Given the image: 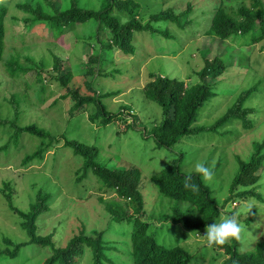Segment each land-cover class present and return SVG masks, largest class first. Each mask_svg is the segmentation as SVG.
<instances>
[{
  "label": "rangeland",
  "instance_id": "374dc122",
  "mask_svg": "<svg viewBox=\"0 0 264 264\" xmlns=\"http://www.w3.org/2000/svg\"><path fill=\"white\" fill-rule=\"evenodd\" d=\"M17 1L24 0H12L7 5L2 61H6L16 47L21 64L29 71L14 78L0 66V104L6 108L2 116L9 120L15 116L12 102L16 99L19 125L34 123L56 135L59 141L44 152L42 159L26 165L22 160L36 144L35 137L29 134L23 135L17 148H10L6 155L1 153L0 188L9 182L12 195L9 199L0 192V246L3 236L15 242L27 241L10 203L26 211L36 192L42 190L51 196L48 208L37 217L38 234H50L56 248L66 246L70 239L81 234H103L107 258L103 259L104 264H132L131 223L126 219L115 222L106 209L110 200L121 201L122 198L99 192L97 179L91 172L77 180L81 175V171H77L81 170L83 160L65 146V140L96 146L95 161L105 168H138L139 189L144 202L141 219L150 223L148 233L163 246H184L194 254L190 264H220L227 254L217 245H207L206 229L196 233L181 223L163 218L172 207L183 210L187 206L185 202L160 195L150 182V176L168 164L176 163L187 174L196 172L198 164L213 170V178L210 181L204 179V182L210 188L212 198L219 206H224L217 222L221 215L237 214L239 222L245 226L240 252L251 249L257 240L264 239V162L255 173L259 180L248 187L255 188L260 200L255 196L241 199L229 191L239 170L238 158L248 161L254 143H261L264 139V40L241 45L239 35L228 40L207 35L208 19L219 0H137V16L142 23L149 21L151 14L165 8H173L175 14L181 15L188 3L191 5L188 14L181 20L184 23L189 19L190 22L181 29L167 21H151L154 28L168 31L169 38L149 30L135 31L132 53L125 54L119 49L107 52L103 46L110 33L95 28L93 21L67 29L56 38L50 32H43L40 26L34 31H26L23 23L26 15L15 7ZM76 1L78 6L92 9L107 3V0ZM53 2L57 9H65L71 0ZM26 57L30 61H26ZM55 57L60 59L59 73L53 68ZM102 57L108 60L101 64L97 59ZM214 57L223 61L225 69L219 76L206 77L214 95L198 110L193 125L210 126L235 102L240 92L258 83L257 91L245 102L247 108L254 109L248 113L251 127L245 128L237 120L215 131L186 135L169 148L158 146L148 131L162 120L161 109L155 102L147 100L142 91L151 79L149 74L196 82L199 79L193 71H199L206 59ZM39 67L51 91L49 97L46 93H39L37 85L30 86ZM94 67L98 70L92 73ZM66 71L71 73L69 88L77 89L82 95H92L93 91L87 86L91 82L98 99L117 117L104 125L89 119L90 113L94 112L91 105L72 112L73 100L56 78ZM49 75L54 77L48 78ZM6 140L7 133L0 129V146ZM228 197L231 198L224 203ZM248 204L253 206L249 213L244 210ZM125 210L130 213L128 208ZM230 242L231 239L227 243ZM51 253L48 247L26 245L14 258L3 257L0 264H42ZM92 263L91 251L83 244L74 264Z\"/></svg>",
  "mask_w": 264,
  "mask_h": 264
},
{
  "label": "trees",
  "instance_id": "16d2710c",
  "mask_svg": "<svg viewBox=\"0 0 264 264\" xmlns=\"http://www.w3.org/2000/svg\"><path fill=\"white\" fill-rule=\"evenodd\" d=\"M11 1L0 0V66H3L9 76L17 78L19 74L29 71L21 64L18 49L15 47L14 53H11L6 61H2L7 29L5 21L8 12L7 5ZM190 6L188 3L186 10L181 15L175 14L173 8L162 9L151 14L149 21L142 23L137 16L139 7L137 0H107L106 5L98 9L80 7L76 0H71L70 5L65 9H57L53 0H24L15 3V7L26 15L23 18L26 31L40 26L43 32H50L51 36L56 38L67 29L72 30L81 23L93 21L95 28L107 30L110 33L103 48L107 52L119 49L125 54L134 51L132 38L135 31L149 30L169 38L168 31L154 28L151 25L152 22L167 21L175 24L178 28H185L190 20L187 19L183 23L181 18L186 17ZM206 34L216 36L221 40L232 39L239 35L241 45L263 41L264 0H219L208 19ZM24 59L30 61L29 57ZM97 60L102 64L108 59L102 57ZM53 64L54 70L58 73L61 72L60 59L55 57ZM39 68L33 84L30 86L37 85L39 93H46V97H49L51 91L41 76V67ZM224 69L223 61L214 57L212 60L206 59L204 66L199 71H193L199 79L196 82H186L176 77L162 76L156 73L149 74L151 79L143 86L142 91L147 100L155 102L161 109L162 120L159 124H153L148 131V135L155 140L158 146L169 148L186 135L208 130L215 131L217 128L237 120H240L245 128L251 127L248 113L253 112L254 109L247 108L245 102L257 91L258 83L240 92L235 102L210 126L193 125L198 110L214 95L212 85L206 81V77L219 76ZM92 70L94 73L98 68L94 67ZM52 77L54 75L48 78ZM56 78L73 100L72 112L88 108L91 105L94 107V112L90 113L89 119L91 122L98 120L104 125L117 117V114H111L98 99L95 93L96 89L91 82H88L87 86L93 91V94L82 95L77 89L68 87V82L71 80L70 72L66 71L61 76L58 74ZM12 104L15 116L10 120L2 116L6 108L4 104H0V129L7 133V140L0 146V155L1 153L6 155L12 147L17 148L24 138L23 135L29 134L30 137H35L36 144L33 146V151L25 155L22 164L26 165L30 161L42 159L44 152L59 141L58 137L43 128H38L34 123L19 125L18 101L14 99ZM6 124H8V128ZM64 144L71 149L75 156H79L83 160L81 170L77 171H81L77 180H81L91 172L97 179L99 192L112 193L122 198L121 201L110 200L108 203L110 206L106 209L111 212L115 222L126 219L131 223L132 264H190L192 262L194 254L184 246H163L148 233L150 223L141 219L144 202L139 189L141 177L138 168L108 169L95 161L96 146L69 140H65ZM263 148L264 139L261 143H254V151L248 161L238 158L239 170L233 177L229 189L232 193L235 192L234 196L241 199L255 196L257 199H261L260 194L254 192L255 188L248 189V187L259 180V176L255 173L264 162ZM150 182L157 188L160 195L187 203L183 210L178 206L172 207L170 213L163 216L166 220L181 223L196 233L206 229V225L218 221L224 206H219L217 201L212 198L210 188L205 184L202 174L197 171L187 174L181 171L179 165L171 163L151 175ZM186 183L195 185L196 189L194 190L190 186L186 187ZM0 192L5 193L6 197L10 199L12 195L10 183L5 182L4 188H0ZM50 196V193L42 192V190L36 192L35 198L30 202L26 211L10 203V208L19 218L20 228L25 232L27 241L15 242L9 237L3 236L0 260L3 257L14 258L24 246L34 245L39 248L48 247L51 249V255L42 264H74V258L81 253L84 244L91 251L92 264H104L103 259L107 260V258L102 241L103 234H81L70 239L66 246L56 248L50 234L40 235L37 233V217L48 208ZM112 198L114 197L112 196ZM230 198L228 197L224 203H227ZM125 207L130 210V213L126 211L127 209L125 210ZM240 245L241 240L235 239H231L230 243H225L222 246L217 245L227 254L220 264H264V239L257 240L251 249L241 252L239 251Z\"/></svg>",
  "mask_w": 264,
  "mask_h": 264
},
{
  "label": "clouds",
  "instance_id": "9594fccd",
  "mask_svg": "<svg viewBox=\"0 0 264 264\" xmlns=\"http://www.w3.org/2000/svg\"><path fill=\"white\" fill-rule=\"evenodd\" d=\"M196 171L202 174L206 181H210L213 178V172L209 167L204 164H198ZM192 187L196 189L195 185H188L186 187ZM253 206L248 204L245 206V211L249 213ZM245 231V226L238 220L237 214L233 215H221L219 222L206 225L205 237L206 243L209 247L214 245L222 246L230 239L237 241L242 239V233Z\"/></svg>",
  "mask_w": 264,
  "mask_h": 264
}]
</instances>
